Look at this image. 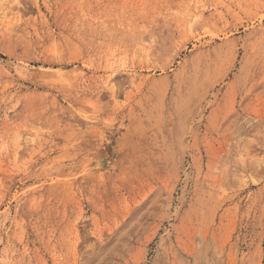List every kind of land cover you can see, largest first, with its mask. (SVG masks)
<instances>
[{"label": "rangeland", "instance_id": "obj_1", "mask_svg": "<svg viewBox=\"0 0 264 264\" xmlns=\"http://www.w3.org/2000/svg\"><path fill=\"white\" fill-rule=\"evenodd\" d=\"M0 264H264V0H0Z\"/></svg>", "mask_w": 264, "mask_h": 264}, {"label": "bare ground", "instance_id": "obj_2", "mask_svg": "<svg viewBox=\"0 0 264 264\" xmlns=\"http://www.w3.org/2000/svg\"><path fill=\"white\" fill-rule=\"evenodd\" d=\"M201 19V18H200ZM208 19V18H207ZM188 20V19H187ZM206 21V20H205ZM182 22V21H181ZM205 23V22H204ZM188 25H190V24H188ZM182 26H183V24H182ZM191 26V25H190ZM185 29V28H184Z\"/></svg>", "mask_w": 264, "mask_h": 264}]
</instances>
